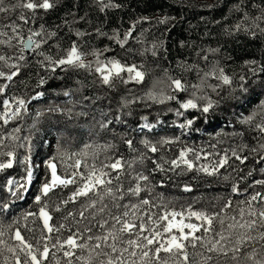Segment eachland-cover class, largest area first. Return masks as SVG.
I'll list each match as a JSON object with an SVG mask.
<instances>
[{
    "label": "trees",
    "instance_id": "16d2710c",
    "mask_svg": "<svg viewBox=\"0 0 264 264\" xmlns=\"http://www.w3.org/2000/svg\"><path fill=\"white\" fill-rule=\"evenodd\" d=\"M15 2L17 0H5L8 7ZM119 2L122 3V8L111 10L105 15L97 10L93 0H58L56 8L46 14L38 13L35 23L23 26L25 38L29 34V27L39 30L41 24L45 26L46 31H56L57 35L51 38L48 44L43 45L42 49L32 51L30 54L26 51L23 53L27 57V63L6 92L0 95V109L3 107L4 99H12L14 96L24 98L26 104L30 105V108L26 107L19 117L7 124L0 120V138H4V143L8 145L7 148H0V151L14 148L17 157L13 168L0 173V204L9 205L7 212H0V222L3 224H12L19 220L18 226L24 229L25 224L36 227L39 223L34 224L31 217L25 221L23 216L26 212L36 211L38 208L34 203V197L39 194V188L48 174L47 166L38 171L36 187L31 191L27 190L22 198H17L21 193L13 196L9 186H6L8 179L26 177L28 160H41L44 163L55 157V162L63 171L59 153L81 151L89 143L114 144L116 147L109 155L115 157L123 155L127 160L137 158L141 153L158 161L160 157L171 159L178 155L180 149L191 148L201 155L198 165L219 159L216 153L223 155L224 151L228 150L231 155L232 149L240 151L243 148L241 154L249 157L244 165L239 164L234 158L230 159V166L226 165L214 176L195 171L182 175L171 171L153 172L155 166L151 159H145L142 165L137 164L136 167L149 174L150 180L156 185L153 197L160 194L164 201H171L170 207L174 206L177 210L191 204L196 210L218 211L219 205L227 198H231L235 205L254 190L264 191L257 186L244 192L251 181L264 179V172H261L264 161L257 162L260 155L264 154V149L260 147L264 144V136L252 126L241 123L243 118L257 111L264 101V71H260V66L264 65V35L257 32V35L252 37L244 33L228 35L225 32L226 28L230 29L238 22L240 13L233 11L237 0H119ZM260 2L261 0H244L245 4L259 5ZM205 5L213 7H204ZM247 10L259 14L256 8L248 7ZM9 17L14 19L15 13L0 14V23ZM163 17L170 18L168 23H157ZM133 23L136 24L133 33L136 39L130 40L124 49L106 37L95 34L97 27L111 34L115 29L124 32ZM77 30L91 34L78 38L75 35ZM73 41L79 43L84 51L102 49L110 45L113 51L105 55L116 57L129 65L133 63L142 65L146 72L145 81L142 84L134 82L123 84L116 81L115 87L109 88L100 83L94 72L60 68L52 72L41 67L39 62L45 64L47 62L38 54L40 51L56 59L64 54L63 50ZM153 44L159 46L156 56L151 54ZM211 49L218 51L211 52ZM8 51L12 50L0 48V52ZM204 55L208 56L207 61L202 59ZM252 60L257 61L255 66L246 65L247 61ZM85 61L92 62L94 66L95 57L88 55ZM181 64L198 67L195 71H185L180 67ZM252 67L256 68L255 74L250 70ZM220 68L232 78L231 85H223L218 79L209 76L204 80L201 90L191 87L193 84L201 83L200 77H203L204 72L216 69L218 74ZM168 75L182 77L188 85V91L172 93L168 87ZM241 76L245 77L246 82L240 80ZM41 78L45 80L43 85L39 84ZM3 83L4 81L0 80V84ZM150 90L157 94L163 91L165 94L176 95L177 100L166 101L163 104L153 102L146 96ZM65 92L68 95H65ZM193 92L196 97L212 100L216 106L206 114L197 110L180 109L177 101L183 102L193 98ZM38 93L42 95L37 96ZM133 98L141 99L121 109L122 100ZM207 99H199L197 102L202 106ZM177 111L183 114L177 115ZM145 117L148 124L154 125L151 130L142 127L145 124ZM190 119L194 121L190 127H180ZM105 121L112 123L101 129L99 123ZM17 128L18 132L15 131ZM11 136L18 139L13 141ZM125 139L133 141L136 151L129 150L124 143ZM166 139L172 140L173 143L160 147L158 142ZM144 140L157 144L160 150L155 154L147 152L142 143ZM252 148L258 149V152H252ZM206 154L208 160L203 159ZM189 157L194 158L192 154H189ZM6 159L7 157H0V161ZM100 159H104L103 154ZM164 167L167 169L168 165L165 164ZM239 169H243V172H239ZM250 170L253 175L240 183L243 194L234 195L231 192L234 178L238 179L240 175ZM179 171L177 169V172ZM226 176L228 179H224ZM185 185L191 186L192 191H183ZM127 186L128 183L125 182L124 187ZM147 196L146 191L141 193V197ZM131 199L138 202V198ZM123 202H129L128 198L126 197ZM152 211L159 212L161 209ZM54 216L56 218L54 223L58 224L62 213H55ZM24 235L29 239L32 237V233L26 230ZM58 258L63 264V257ZM0 264H3L2 256Z\"/></svg>",
    "mask_w": 264,
    "mask_h": 264
},
{
    "label": "snow or ice",
    "instance_id": "6c2138e0",
    "mask_svg": "<svg viewBox=\"0 0 264 264\" xmlns=\"http://www.w3.org/2000/svg\"><path fill=\"white\" fill-rule=\"evenodd\" d=\"M57 4L58 0H17L8 7L5 0H0V14L15 13L14 19L9 17L0 23V48L12 50L0 52V80L4 81L0 84V95L6 92L27 63V57L23 53L26 50L36 52L42 49L43 45L48 44V41L57 35L56 31H46L45 26L41 24L39 30L29 27V34L25 38L23 26L35 23L38 13L46 14L56 8ZM93 4L105 15L111 10L123 7L119 0H93ZM204 7L211 8L213 5ZM248 7L256 8L259 14L249 12ZM233 11L240 13V16L232 28L225 29L228 35L244 33L255 37L257 32L264 35V0H261L259 5L245 4L244 0H237ZM29 13L31 15H28ZM169 19L163 17L157 23L167 24ZM135 27L136 24L133 23L124 32L115 29L111 34L97 27L95 34L106 37L124 49L130 40L136 39L133 35ZM90 34L79 30L75 32L78 38ZM158 47L157 44L152 45L153 56L157 55ZM110 51H113L110 45L102 49L84 51L79 43L73 41L63 50L64 54L56 59L45 55L43 51L38 54L47 62L46 64L39 62L41 67L52 72L57 68L94 72L100 83L109 88H114L116 81L123 84L131 82L142 84L145 81L146 72L142 65L135 63L129 65L116 57L106 56L105 53ZM210 51L216 52L218 49ZM88 55L95 57L94 66L92 62L85 61ZM202 59L207 61L208 56L204 55ZM256 64L255 60L246 62V65ZM180 67L185 71H195L198 66L181 64ZM250 70L253 74L256 73L255 67ZM260 71H264V65L260 66ZM209 76L218 79L223 85L232 84V78L220 68L218 74L216 69L204 72L203 77H200L201 83L193 84L191 87L201 90L204 80ZM167 78L172 93L188 91V85L182 77L168 75ZM240 80L246 82L244 76H241ZM44 83L45 80L41 78L39 84ZM242 90L246 91L243 88ZM39 95L42 94L38 93L37 96ZM65 95L68 93L65 92ZM146 96L148 100L160 104L177 100L176 95L165 94L163 91L157 94L150 90ZM192 96L193 98L183 102L177 101L180 109L185 111L194 109L206 114L216 106L206 97H196L195 92ZM140 99L122 100L121 109ZM199 99H207V102L201 106L197 102ZM26 103L24 98L15 96L11 100L4 99L0 120L7 124L10 119L19 117L26 110ZM182 114L177 111V115ZM144 119L145 124L142 127L151 130L154 125L148 124L146 117ZM110 123L112 121L100 122L99 127L105 129ZM193 123L194 121L190 119L180 127H190ZM241 123L252 126L264 136V101L257 111L243 118ZM15 131L18 132L19 129ZM11 139L16 141L18 138L11 136ZM124 143L130 151H136L131 139H125ZM142 143L147 152L155 154L160 150L157 144L148 140ZM158 143L163 147L164 144H171L173 141L166 139ZM7 147L4 138H0V148ZM115 147L111 143H89L81 151L60 152L59 159L63 171L55 162V157L47 161L48 174L39 188V194L34 197V203L38 208L36 211L26 212L23 216L25 221L31 217L34 224L39 222L37 226L29 227L25 224L22 229L18 226L19 220L7 225L0 222V256L3 257V264H61L58 256L63 257V264H264V191L254 190L235 205L231 198H227L219 205L218 211L196 210L191 204L177 210L174 206L170 207L171 201H164L160 194L153 197L156 185L150 180L149 174L136 167L137 164L142 165L145 159H151L155 166L153 172L171 171L182 175L195 171L214 176L219 174L220 169L229 165L230 159L234 158L239 164L244 165L249 157L241 154L243 148L240 151L232 149L231 155L228 150H225L223 155L216 153L219 159L198 165L201 155L191 148L180 149L176 157L171 159L160 157L158 161L147 157L145 153L132 160L125 159L123 155L119 157L109 155ZM260 147L264 149V144ZM251 151L256 153L258 149L252 148ZM101 154L104 155V159H100ZM189 154L194 158H190ZM0 157H7L6 160L0 161V173L13 168L17 160L14 148L0 151ZM203 159L208 160V155H204ZM260 161H264V154L260 155L257 162ZM165 164L168 165L167 169L164 167ZM177 169L180 171L177 172ZM239 172L242 173L243 169H239ZM261 172H264V168ZM252 175L253 172L250 170L240 175L238 179L234 178L231 192L237 196L242 195L240 183ZM25 180L24 184L12 179L7 180L6 186H9L13 196L17 195L10 187L14 183L17 189L25 191L32 183L33 172L30 166L26 168ZM125 182L128 183L127 188L124 187ZM257 186L264 189V179L251 181L244 192ZM145 191L148 196L141 197V193ZM183 191L191 192L192 188L185 185ZM22 196L23 193L17 198ZM126 197L129 202L124 203ZM133 197L138 198V202H133L131 199ZM8 208L7 203L0 204V212H7ZM152 209L161 211L154 212ZM55 213H62L58 224L54 223ZM24 230L32 233L31 239L24 235Z\"/></svg>",
    "mask_w": 264,
    "mask_h": 264
},
{
    "label": "rangeland",
    "instance_id": "374dc122",
    "mask_svg": "<svg viewBox=\"0 0 264 264\" xmlns=\"http://www.w3.org/2000/svg\"><path fill=\"white\" fill-rule=\"evenodd\" d=\"M11 100V99H9ZM27 109L30 108L29 104H26ZM194 109H189L187 111H192ZM3 113V107L2 109H0V114ZM13 119H10L9 121H12ZM31 167L32 172H33V181L30 185H28V189L27 190H33V188L36 187V181L38 179V171L43 169V167L47 166V162L42 163V161L40 160H36V161H31L28 160V167ZM14 181L19 182L20 184H24L26 183L25 178L24 179H15ZM12 188V190L17 192V195H19L20 193H26V191L24 189H17L16 188V184L14 183L12 186H10ZM11 192V191H10Z\"/></svg>",
    "mask_w": 264,
    "mask_h": 264
},
{
    "label": "water",
    "instance_id": "95a60500",
    "mask_svg": "<svg viewBox=\"0 0 264 264\" xmlns=\"http://www.w3.org/2000/svg\"><path fill=\"white\" fill-rule=\"evenodd\" d=\"M32 51L31 50H26V53L27 54H30Z\"/></svg>",
    "mask_w": 264,
    "mask_h": 264
}]
</instances>
